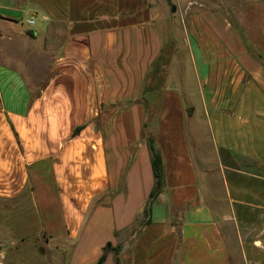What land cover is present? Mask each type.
<instances>
[{
  "label": "crops",
  "instance_id": "crops-1",
  "mask_svg": "<svg viewBox=\"0 0 264 264\" xmlns=\"http://www.w3.org/2000/svg\"><path fill=\"white\" fill-rule=\"evenodd\" d=\"M177 15L199 109L144 94ZM0 28V217L52 264H264V0H0Z\"/></svg>",
  "mask_w": 264,
  "mask_h": 264
},
{
  "label": "rangeland",
  "instance_id": "rangeland-1",
  "mask_svg": "<svg viewBox=\"0 0 264 264\" xmlns=\"http://www.w3.org/2000/svg\"><path fill=\"white\" fill-rule=\"evenodd\" d=\"M37 21L38 16L34 17ZM161 22V20H160ZM169 31L174 35L172 40H165V44L162 46L160 55V61L150 69L146 78L145 86H152L154 88L153 94L154 100L157 101L158 93L160 89L168 87L170 90L175 89L182 91L190 89L187 93H180V100L185 106H192V108L199 109L201 102L200 95L197 93L198 82L195 79L193 68L190 67L187 61L188 47L185 45V31L180 22L178 15L169 22ZM2 28H0L1 30ZM248 51L254 49L250 46L246 47ZM157 57V58H158ZM156 58V59H157ZM158 66L157 74L154 70ZM37 73H41L37 70ZM155 74V75H154ZM158 78L160 80L158 81ZM35 86V89H39L45 81V78L32 77L30 79ZM152 104V103H151ZM198 111H196L195 119L198 117ZM150 112H154L153 109ZM33 219L30 222L18 221L17 218L6 220L0 217V264H52L53 262H59L58 253L56 251L55 244H53L54 250L46 252V243L41 234L33 231ZM32 225L31 227L29 225ZM14 228L7 230L8 227ZM20 226V230L18 227ZM128 236L129 234H124ZM124 235L122 237H124ZM40 253L44 256H40Z\"/></svg>",
  "mask_w": 264,
  "mask_h": 264
},
{
  "label": "trees",
  "instance_id": "trees-1",
  "mask_svg": "<svg viewBox=\"0 0 264 264\" xmlns=\"http://www.w3.org/2000/svg\"><path fill=\"white\" fill-rule=\"evenodd\" d=\"M27 34L31 36L32 33L29 31ZM257 57L262 59L261 54L257 55ZM160 59H161V56L158 57L154 61V66L160 61ZM156 72H158V66L154 70L155 74H157ZM159 80H160V78H158V81ZM153 90H154V88L152 86L151 87L145 86L144 87V94L152 92ZM150 113H151L150 110H148V114H150ZM81 129H82V127H77L74 130L73 135H77L81 131ZM146 140H147L148 148H149V151L151 154V163H152V168H153V172H154L155 186H154V188H153V190H152V192L148 198V201H147V203L144 206V209L142 211V215H143L142 219H140L138 221L139 217L136 218V222L138 221L137 223L139 226V229H138V231H136V234L140 232V230L143 226L150 223L149 215H150V210H151V204L163 187V171H162V162H161L160 155L154 147L153 137L151 135H148L146 137ZM108 249H109V246H107L105 248L104 254L99 258V260L97 261L96 264H102L104 262L105 256H106L105 251ZM116 250H119V248Z\"/></svg>",
  "mask_w": 264,
  "mask_h": 264
},
{
  "label": "built area",
  "instance_id": "built-area-1",
  "mask_svg": "<svg viewBox=\"0 0 264 264\" xmlns=\"http://www.w3.org/2000/svg\"><path fill=\"white\" fill-rule=\"evenodd\" d=\"M28 24L32 25L33 24V20L31 19Z\"/></svg>",
  "mask_w": 264,
  "mask_h": 264
}]
</instances>
